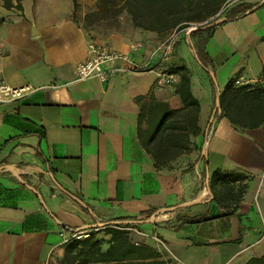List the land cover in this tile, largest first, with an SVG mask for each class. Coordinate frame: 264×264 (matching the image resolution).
Listing matches in <instances>:
<instances>
[{"label":"crops","instance_id":"0c3cea01","mask_svg":"<svg viewBox=\"0 0 264 264\" xmlns=\"http://www.w3.org/2000/svg\"><path fill=\"white\" fill-rule=\"evenodd\" d=\"M239 3L254 9L208 33L179 31L162 58V36L128 15L97 30L85 25L79 0H21V9L0 1L1 76L32 89L0 103V264H65L61 227L149 217L155 221L123 229L167 264H244L264 254V124L237 128L215 111L228 82L264 87V0ZM91 40L132 62H117L123 70L107 82L75 80ZM159 72L171 74L169 85H156ZM182 73L199 104V133L157 165L145 144L147 119L161 104L182 109ZM214 171L243 177L228 185L240 194L226 202L230 214L213 199ZM103 228L94 233L101 251L110 244Z\"/></svg>","mask_w":264,"mask_h":264},{"label":"trees","instance_id":"16d2710c","mask_svg":"<svg viewBox=\"0 0 264 264\" xmlns=\"http://www.w3.org/2000/svg\"><path fill=\"white\" fill-rule=\"evenodd\" d=\"M6 9L15 7L21 9V0H0ZM13 1L15 3H13ZM101 3L111 4L122 9L129 15L132 24L142 30H148L159 35L169 34L172 31H182L194 25L196 29L190 32L191 36L208 33L215 26L200 29L207 23L218 18L224 12V18L233 19L242 15L251 8L245 3H236L225 9L231 0H99ZM2 23V19H0ZM199 60L202 56L197 51ZM183 107L180 110H168L164 104L160 105V112H156L152 121L148 120L149 128L145 144L155 156L158 165V156L165 160L170 150L172 154H180L189 149V135H197L196 125L199 104L192 96L189 88V79L186 73L176 89ZM219 109L221 115L237 128H255L264 124V87H244L232 89L228 82L219 94ZM140 121V118H139ZM139 137L142 133L139 128ZM156 141L155 143H153ZM160 164V163H159ZM164 164V163H163ZM243 177L214 171L209 178V186L213 199L226 209L227 214L232 211L227 203L239 199L240 194L233 193L229 183L241 180ZM219 189H215V185ZM227 202V203H226ZM127 219V218H123ZM199 218H182L183 223H191ZM137 225H119L105 227L103 230L110 234V244L105 251H101L100 240L94 239L92 232L89 237L75 240L67 245L65 264H167L159 254L146 245H135L129 240L123 228ZM244 264H264V254L252 257Z\"/></svg>","mask_w":264,"mask_h":264},{"label":"built area","instance_id":"2783aa9c","mask_svg":"<svg viewBox=\"0 0 264 264\" xmlns=\"http://www.w3.org/2000/svg\"><path fill=\"white\" fill-rule=\"evenodd\" d=\"M179 31H172L163 41L158 50L162 52V58H166L174 43L175 37ZM140 46V43H133L130 49H135ZM87 58L79 62L75 66V80H86L96 78L102 82H107L116 76L123 69L116 65L117 62H132L129 54L115 50L107 43H101L91 40L88 43ZM4 51L0 48V57L3 56ZM137 69H145L146 67H136ZM172 81V76L169 73L159 72L155 81L158 86L169 85ZM30 87H12L8 85L1 76L0 69V103H7L21 99L23 96L30 93ZM100 229L99 226L86 227L82 229H71L68 227H61L59 229V236L63 243H70L75 240H82L90 236L92 232Z\"/></svg>","mask_w":264,"mask_h":264},{"label":"rangeland","instance_id":"374dc122","mask_svg":"<svg viewBox=\"0 0 264 264\" xmlns=\"http://www.w3.org/2000/svg\"><path fill=\"white\" fill-rule=\"evenodd\" d=\"M80 5L85 7V14H84V22L85 25L96 28L97 30H107L116 26L119 23V19L122 15H128L126 11L119 9L117 7L112 6L111 4L101 3L99 0H79ZM240 0H231L229 1L225 9H228L239 3ZM79 5L77 6V8ZM81 7V6H80ZM83 10V9H82ZM129 16V15H128ZM219 18H224V12L215 20ZM215 20L211 21L210 23L214 22ZM195 28L194 25H191L189 28L182 30L187 31L188 29ZM170 34V33H169ZM163 34L161 35L163 40L169 35ZM95 233V232H93Z\"/></svg>","mask_w":264,"mask_h":264},{"label":"water","instance_id":"95a60500","mask_svg":"<svg viewBox=\"0 0 264 264\" xmlns=\"http://www.w3.org/2000/svg\"><path fill=\"white\" fill-rule=\"evenodd\" d=\"M258 6H260V4H258L257 7ZM253 9L254 8H251V9L245 11L243 13V15H245L246 13H249ZM225 20H226L225 18H219V19L215 20L212 23L205 24L200 29H206V28H210L212 26H216V25H218L219 23H221V22H223ZM194 29H196V28H192L189 31H192ZM210 77L212 79H214V76H213L212 73L210 74ZM218 106H219V96H217L216 99H215V111L218 108ZM185 205H187V203L186 204H183V206H185ZM154 221H155V218L154 217H149V218L140 219V220H112V221H107V222L101 223L100 224V227L103 228V227H111V226L112 227H115V226H119V225H143V224H150V223H152Z\"/></svg>","mask_w":264,"mask_h":264}]
</instances>
